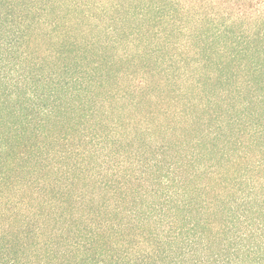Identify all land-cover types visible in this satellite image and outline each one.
Masks as SVG:
<instances>
[{"label":"trees","instance_id":"1","mask_svg":"<svg viewBox=\"0 0 264 264\" xmlns=\"http://www.w3.org/2000/svg\"><path fill=\"white\" fill-rule=\"evenodd\" d=\"M0 264H264V0H0Z\"/></svg>","mask_w":264,"mask_h":264}]
</instances>
